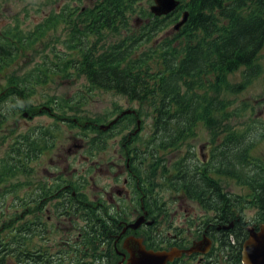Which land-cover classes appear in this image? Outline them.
Masks as SVG:
<instances>
[{
	"label": "rangeland",
	"instance_id": "374dc122",
	"mask_svg": "<svg viewBox=\"0 0 264 264\" xmlns=\"http://www.w3.org/2000/svg\"><path fill=\"white\" fill-rule=\"evenodd\" d=\"M100 1L0 0V90L9 84V78L13 80L14 78L17 80L25 78L24 80L33 87V93L29 91L28 100L34 107H37V111L34 113L22 111L21 113L9 114L7 122H5L6 119L0 121V171L2 170V160L6 157L11 145L9 143L13 142V138L21 136L19 139H22L23 135L26 140H29L26 145V172L24 171V176L22 177L21 173H17L15 176H11L10 173L4 177L0 175L3 177L0 179V226L2 220L7 222L16 215L21 216L22 213L17 209V201L14 200L13 195H22L26 203L24 206L26 210L25 219L31 222L35 221L38 225L36 231L27 235L28 240L32 238L33 243L46 246L53 252L60 248L63 251V256L79 251L81 258L87 263L96 257L92 264H117L121 256H115L112 246L114 237L109 238L107 235L108 228L113 227V222L109 218L115 217V215L107 213L103 205L98 204L100 203L98 200H102L101 188L104 187L105 183L111 182V177L97 172L93 177L92 190L86 187L87 184L80 188L78 179L74 177L69 179L75 195H78V200H84L87 204V206H82L87 213H73L71 219L63 212L59 203L62 196L70 197V192L49 194L50 191L62 188L61 184L64 183L54 179L58 166L67 165V169L70 170L73 167L80 169L81 165L84 164L82 161L85 159L83 156L85 150L81 148L85 143L96 142L104 138L105 143L109 146L94 150L96 157L104 160L109 156H118L120 150L115 149V144H122L130 139L128 143L141 146L148 145L151 134L154 132L152 112L148 110L146 105L138 104L137 101L132 102L127 96L118 94L113 90L90 89L88 87L91 85L88 86L89 83L84 74L81 73L82 75L79 76L75 67L71 69L66 67L67 74L62 69L67 60L77 57L79 48L84 44L92 45L98 50L122 39L130 41L131 35L137 34V25H142L149 17L145 16V19L138 20L137 17L141 16L138 13L132 14L127 33L122 30L118 35H108L106 33L109 31L105 29L100 34L89 33L87 40L82 35L79 37V33L75 32L78 27L81 28L82 26L77 16H79L80 11H83L82 8L93 7ZM136 2L137 7L150 10L149 7L152 2L149 0H137ZM70 11L72 14L71 21L68 18ZM173 25L174 22H170L168 19L165 27L150 42L143 43L140 48H148L149 44L157 38L172 33ZM261 65L262 68L258 69L259 74L255 77L252 76V78L245 73L246 68L244 67L228 74L227 79L232 86L243 85L237 92H228L222 89L218 94L219 99L229 102L226 106L231 112H235L237 109V112L224 122L231 126H242L245 123V126L250 129L251 137H255L259 132L264 131V49L261 52ZM210 94L214 93L211 92ZM50 97L54 98L55 105L57 101L63 104L60 109L55 106L58 112L57 117H53L54 113L51 110H46L51 106L48 103ZM12 98V96H8V103L2 104L6 106V112H11ZM139 108L141 111H138ZM131 109L135 112L124 115L121 118L122 121L106 133H99L100 129L97 126L102 124L99 122L106 123L121 110ZM2 110L0 109V112ZM62 117L70 118L73 122L60 120ZM250 122L252 123L250 124ZM221 123L219 119V123L214 128H210L198 121L195 126L190 128L195 132V135L186 142L177 143L183 144L178 151H162L157 154L156 161L152 160L154 155L146 158L142 156L141 158L147 159L137 164L138 174L144 183L142 187L147 192L156 195L158 199L165 201L167 207L173 206L175 208L176 201L184 199L187 205L194 209L195 213H192V216L198 218V215L204 214L199 210L200 208L203 209L204 206L202 205L213 208L219 204L215 197L211 203L205 201V197L208 196L207 191L212 190L211 187L197 191L191 189L190 185L193 180L199 182L196 183L197 185H203L206 177L209 179L214 177L217 188L224 191V195L228 194L229 198L238 197L237 205L247 207L245 218H252L255 210L252 206L260 207V205L253 199L251 202L241 199L243 203L239 204V196L249 193L247 186L243 185L244 181L238 182L231 178H222L221 169H218L223 153L221 145L218 146V140H220V134L223 130ZM137 124L140 126L138 133ZM33 128L43 131L46 128L49 130V135L40 132L34 134ZM161 137L158 135L156 139ZM248 140L251 146V156L257 162H262V159L264 164V133H261L253 142L249 138ZM32 141L37 142L36 152L32 150ZM214 148L217 151H213ZM215 155L218 157L217 160L213 158ZM169 156L174 157L170 160ZM181 161L185 162L174 169V166ZM234 161L238 164L237 158ZM122 163L124 164V162ZM151 163L156 164L150 166ZM208 164L211 165L207 166ZM245 168L252 174L255 172L256 165L250 164ZM175 171L185 173L183 174L184 178L176 179L184 182L175 184L174 179H170V176L174 178L172 173ZM3 172L4 170L1 171V173ZM167 172H170L171 175L162 177V173ZM253 177L257 176L252 174L251 178ZM19 178L26 180L23 187L14 190L13 194L9 193L8 191L13 185L12 182ZM189 186L190 191L200 192L204 198L197 199L198 195L187 199L183 198L180 195L183 193L181 190H188ZM229 193L235 196L231 197ZM28 198L31 202L27 211ZM170 209L172 210V208ZM81 211H84L83 208ZM82 215L90 218L101 217L100 220L106 222L107 228L103 229L104 232L102 233H107L105 239H97L95 245L78 244L80 236L78 232L82 230L83 218L80 217ZM77 221L81 225L78 226L76 232ZM173 223L176 225L182 222L175 221ZM114 230L112 228L113 232ZM153 230L154 227L150 226L142 229L141 232L138 231L139 235L144 236L145 241L151 243L148 246H154ZM167 231L168 229L163 230L158 237H155V241L162 243L167 238ZM93 232L101 233L102 230L96 228ZM93 232L89 230V235H94ZM119 249L121 248L119 247ZM65 261L68 262V257H65Z\"/></svg>",
	"mask_w": 264,
	"mask_h": 264
},
{
	"label": "trees",
	"instance_id": "16d2710c",
	"mask_svg": "<svg viewBox=\"0 0 264 264\" xmlns=\"http://www.w3.org/2000/svg\"><path fill=\"white\" fill-rule=\"evenodd\" d=\"M136 1L101 0L95 6L80 11L77 17L82 27H78L75 33L86 40L89 33L100 34L105 29L109 31L106 33L108 35H118L122 30L127 33L130 16L134 13L141 16L137 17L138 20L149 17L142 25H137V34H132L130 41L122 39L98 50L84 44L79 48L77 57L67 60L62 69L67 74L66 67H75L79 76L84 74L88 86L91 85L88 87L90 89L113 90L127 96L132 102L146 105L152 112L153 128L159 129L152 132L149 142H186L195 135L190 128L198 121L214 128L220 119L223 127L220 134L223 153L218 169H221V176L238 182L243 180V185L247 186L250 193L241 198L253 199L260 207H264V164L261 158L262 162H257L251 156L248 140L253 142L264 131L251 137L245 123L242 126L225 123L224 120L227 121L237 109L231 112L226 106L229 102L218 98L222 89L237 92L243 85L232 86L228 82V74L244 67L245 73L252 78L262 68L264 0H180L175 13L160 17L154 16L144 7H137ZM183 11H187V20L179 31L157 38L148 48H140L165 27L168 19L170 22L176 21ZM71 15L70 11V21ZM21 79L9 78V84L0 90V109H3L0 112L1 122L4 119L7 122L9 114L37 111V107L28 100L29 91L33 93V87L25 78ZM211 92L214 94L211 95ZM8 96L13 97L11 112H6V106L2 105L8 103ZM52 101L49 99L48 103ZM36 132L44 134L46 130L33 131L34 134ZM158 135L162 137L156 139ZM19 138H13V142L9 143V151L2 160L1 171L4 172L0 171V175L3 177L8 173L11 176L21 173L23 177L26 172V145L29 140L23 135L22 139ZM31 145L36 152L37 142L32 141ZM213 158L217 160L218 157ZM236 158L238 164L234 161ZM250 164L256 165L252 174L257 177L251 178V171L246 170L245 167ZM3 177L0 176V179ZM214 180V177H206L203 185L194 184L191 189L199 191L211 187L212 190H219ZM24 181L19 178L12 182L8 192L13 194L14 190L22 188ZM13 197L22 214L7 222L1 221L0 264H92L96 257L87 263L79 251L63 256L60 248L53 252L46 246L36 245L32 238L28 240L27 235L36 231L38 225L35 221L25 219L26 203L23 196L16 194ZM196 198L203 199L204 195ZM213 198V195L205 197L206 203H211ZM68 217L71 219V215ZM80 217L84 225L78 244L95 245L97 239H105L107 233H102L107 227L106 222L100 220L101 217ZM96 228L102 232H93ZM89 230L94 235H89ZM65 257H68V262Z\"/></svg>",
	"mask_w": 264,
	"mask_h": 264
},
{
	"label": "flooded vegetation",
	"instance_id": "af4514ba",
	"mask_svg": "<svg viewBox=\"0 0 264 264\" xmlns=\"http://www.w3.org/2000/svg\"><path fill=\"white\" fill-rule=\"evenodd\" d=\"M129 113H134V111ZM120 114L121 112L114 116V119L117 118L115 125L122 121ZM105 141L103 138L83 145L81 149L85 150V155H83L85 159L82 161L84 164L81 165L80 169L73 167L68 170L67 165L58 166L54 179L64 183L61 184L62 188L55 189L50 195L70 192V197L62 196L60 198L59 203L63 212L66 214L87 213L82 207L87 206V204L84 200H78V195H75L69 179L74 177L78 179L80 188L87 184L86 187L92 190L93 177L97 172L111 177V182L105 183L104 187L101 188L102 200H98L100 202L98 204L103 205L107 213L115 215V217L109 218L113 222L112 228L115 230L113 232L111 228L107 235L109 238L114 237L112 246L115 256H121L117 264H125L128 261L129 246L132 247V239H135L134 242L139 240L146 248L153 250L176 249L180 251L179 255H176L168 264H246L244 245L250 236V232H259L264 225V207L252 206L255 208L254 216L247 219L248 217L245 218L247 207L238 206V197L229 198L228 194L224 195V191L221 189L207 191L209 197L212 195L215 197L218 206L210 208L211 206H205L198 202L204 206L203 209H199L204 214L198 215V218L192 216V213H195L194 209L187 205L184 199H178L175 208L173 206L167 207L165 201L158 199L156 195L147 192L142 187L144 183L138 174L137 164L147 160L145 158L151 155L155 156L152 158L155 160L158 157L157 154L162 151H178L183 144L149 143L141 146L128 143L130 142L128 139L122 144H115V149L120 150L117 157L113 155L103 160L96 157L94 150L109 146ZM220 145L219 143L218 146ZM142 156L145 158H141ZM173 157L169 156L168 158L171 160ZM184 162L177 163L174 169L180 167ZM164 171L166 172V170ZM183 174L185 173L175 171L172 173L174 178L170 176V179H174L175 184L184 182L176 180L184 178ZM164 175L167 177L171 174L170 172L162 173V177ZM192 182L191 185L199 183L195 180ZM190 186L188 190H181L183 193L180 195L183 198L202 195L200 192L190 191ZM229 195L231 194L229 193ZM251 201V199L248 200V202ZM30 202L31 200L28 198L27 211ZM242 203L240 199L239 204ZM82 208L84 211H81ZM140 216L144 217L141 224L136 228L131 227L130 225ZM175 221L182 223L174 225L173 222ZM150 226L154 227V246H148L151 243L145 241L144 236L138 234V231L141 232L142 229ZM167 229V238L162 243L156 242L155 237ZM191 230L192 232H190ZM118 243L121 249H119Z\"/></svg>",
	"mask_w": 264,
	"mask_h": 264
},
{
	"label": "water",
	"instance_id": "95a60500",
	"mask_svg": "<svg viewBox=\"0 0 264 264\" xmlns=\"http://www.w3.org/2000/svg\"><path fill=\"white\" fill-rule=\"evenodd\" d=\"M155 4L150 7L151 11L156 15L167 14L175 8L178 1L176 0H154ZM186 13L181 21L174 28L185 21ZM109 125L105 126L108 127ZM141 216L132 227H137L142 222ZM135 241V239H134ZM129 258L126 264H166L167 261L179 255L180 251H153L146 249L139 240L133 242L132 247L129 246ZM244 261L246 264H264V225L259 232H250V236L244 245Z\"/></svg>",
	"mask_w": 264,
	"mask_h": 264
},
{
	"label": "bare ground",
	"instance_id": "6f19581e",
	"mask_svg": "<svg viewBox=\"0 0 264 264\" xmlns=\"http://www.w3.org/2000/svg\"><path fill=\"white\" fill-rule=\"evenodd\" d=\"M131 241V240H130ZM133 243V242H132ZM125 248V247H124Z\"/></svg>",
	"mask_w": 264,
	"mask_h": 264
}]
</instances>
